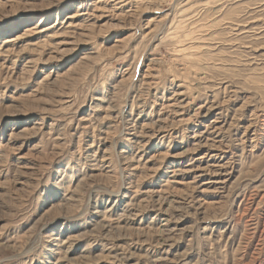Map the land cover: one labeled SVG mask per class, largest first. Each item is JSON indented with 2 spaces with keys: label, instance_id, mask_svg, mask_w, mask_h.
Listing matches in <instances>:
<instances>
[{
  "label": "rangeland",
  "instance_id": "1",
  "mask_svg": "<svg viewBox=\"0 0 264 264\" xmlns=\"http://www.w3.org/2000/svg\"><path fill=\"white\" fill-rule=\"evenodd\" d=\"M0 264H264V0H0Z\"/></svg>",
  "mask_w": 264,
  "mask_h": 264
},
{
  "label": "bare ground",
  "instance_id": "2",
  "mask_svg": "<svg viewBox=\"0 0 264 264\" xmlns=\"http://www.w3.org/2000/svg\"><path fill=\"white\" fill-rule=\"evenodd\" d=\"M37 26H39V25H33V28H36ZM180 162V161H179ZM183 166V165H182ZM215 166H218V165H215ZM199 167V166H198ZM192 168V167H191ZM174 170V169H173ZM185 170V169H184ZM189 170H190V168H189ZM197 170H199V171H203L204 169H203V167H200V169H197ZM173 172V171H172ZM193 174V173H192ZM219 174V173H218ZM195 175V174H194ZM193 175V176H194ZM201 175L202 174H200V172L198 173V174H196V177H201ZM207 183H217L218 184V181H214V179L213 180H207ZM206 188V187H205Z\"/></svg>",
  "mask_w": 264,
  "mask_h": 264
}]
</instances>
